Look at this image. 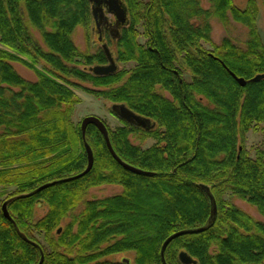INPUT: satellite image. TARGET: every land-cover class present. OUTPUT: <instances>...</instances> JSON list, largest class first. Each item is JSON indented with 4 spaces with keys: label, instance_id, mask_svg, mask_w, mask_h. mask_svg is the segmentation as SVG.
<instances>
[{
    "label": "trees",
    "instance_id": "1",
    "mask_svg": "<svg viewBox=\"0 0 264 264\" xmlns=\"http://www.w3.org/2000/svg\"><path fill=\"white\" fill-rule=\"evenodd\" d=\"M122 1L127 24L117 40V60L135 65L96 75L88 68L105 62L103 50L81 52L72 40L76 28L88 31L89 0H0V187H15L4 199L11 219L0 209V264H38L41 256L40 264H125L108 256L128 251L133 264H163L160 248L168 235L206 222L205 187L216 204L214 220L173 238L165 263L183 264L178 253L184 250L195 260L191 264H264V221L231 200L246 202L264 218V149L250 156L244 147L245 134L264 123V77L252 80L264 74L257 1L243 7L233 0H206L207 7L202 0ZM212 19L242 24L244 45L229 36L215 43ZM16 61L36 79L22 77ZM74 86L154 123L149 131L125 121L112 130L106 126L116 154L149 174L122 167L88 124L84 139L92 167L62 180L87 165L80 123L72 120L81 100ZM138 132L154 143L133 144L129 135ZM101 185H116L119 192L85 198ZM39 203L46 212L34 220ZM34 231L43 233L46 246Z\"/></svg>",
    "mask_w": 264,
    "mask_h": 264
},
{
    "label": "rangeland",
    "instance_id": "2",
    "mask_svg": "<svg viewBox=\"0 0 264 264\" xmlns=\"http://www.w3.org/2000/svg\"><path fill=\"white\" fill-rule=\"evenodd\" d=\"M247 0H233L234 4L243 7L246 4ZM259 6V12L257 16V28L259 30L261 39L264 43V0H256ZM202 5L204 7H207L209 4L206 0H202ZM91 7V6H90ZM109 18H113L112 15L108 14ZM212 25V39L215 43H218L222 37L229 36L236 45L242 47L244 45V42L247 38V30L246 28L237 22H230L227 26H223L218 20L212 19L211 20ZM138 31L142 33V26H137ZM34 37L37 39V41L43 46L41 38L39 36V33L37 31H32ZM87 34V36H86ZM72 40L79 51L85 52L88 54H93L101 49V43L97 39V33L95 31L94 21L91 17V22L89 24L88 31H86L82 27L76 28L72 35ZM138 41L141 44H144L146 39L145 37L140 34L138 36ZM104 42L108 46L109 50L112 52L113 58L115 59V63L117 65V69H131L135 63L133 61H127V62H121L117 60V41L111 40L108 36L105 37ZM203 45L207 49H211L212 47L208 43H204ZM107 60H105L104 63H106ZM15 70L25 79L27 80H35L36 75L33 72V70L27 68L22 63L19 62H12ZM42 62L40 61L36 66L41 67ZM97 63H94L90 66L96 65ZM89 66H80V68H88ZM182 76L185 80H189L190 77L188 73L184 70H182ZM73 81L78 83V85H82L81 87H92L89 82L80 81L79 79L75 80L72 78ZM80 86H74L73 90L74 92L80 97V102L75 105L73 113H72V120L74 123H80L81 119L86 115H95L102 119L104 121L105 125L109 129H115L118 126H121L123 122L111 111L110 106L111 102H107L104 99L100 97H95L93 94L85 91ZM165 96L170 97V95L167 92H164ZM141 133L138 132L137 134H130L129 139L133 144L140 145L142 148H147L150 145L154 143V139L151 137H145L144 135L141 136ZM140 136V137H139ZM244 147L247 150L248 154L250 156L255 155V151L257 148L264 149V123H261L258 125V127L254 130H250L245 134L244 139ZM15 190L14 186H8V187H0V206L2 201L13 191ZM119 192V188L116 185H101V186H95L91 187L86 195V199L91 198H98L103 196H109L112 194H115ZM224 199H228V195L226 194L224 196ZM232 202L237 205L239 208L247 212L250 216H252L255 220L264 221V218L255 210L254 207L250 206L246 202L232 198ZM82 207V204L80 203L74 210V212H78L80 208ZM46 212V205L44 203H39L35 206L34 210V220L39 219L44 215ZM68 219H64L63 223L67 222ZM34 235L41 242L43 245L46 246L43 233L39 231H34ZM109 259L113 262H119L123 263V258H128L129 263L133 264V252H120L115 253L108 256Z\"/></svg>",
    "mask_w": 264,
    "mask_h": 264
},
{
    "label": "water",
    "instance_id": "3",
    "mask_svg": "<svg viewBox=\"0 0 264 264\" xmlns=\"http://www.w3.org/2000/svg\"><path fill=\"white\" fill-rule=\"evenodd\" d=\"M90 4H91V14L92 17L98 21L99 20H105L106 17L103 15V11H102V4L105 3L107 5V9L108 12L113 13L116 17V23L114 26H118V25H126L127 24V12H126V7L125 4L122 0H89ZM97 26H98V22H97ZM100 39V36L98 37ZM102 50L108 60V63L106 64H96L93 66H90L88 68L89 71H91L93 74L96 75H107V74H111L113 72H115L117 70V65L114 61L112 52L109 50L108 46L104 43L102 44ZM229 73L231 74V76L240 84V85H244L245 84V79L242 77H237L233 72H231L229 70ZM264 74H257L254 77H252V80H258L260 78H263ZM110 109L123 121L134 124L136 126H139L141 128L144 129H150L152 127H154V123L151 122V120L147 117L141 116L137 113H135L134 111H132L131 109H129L125 104L123 103H112L110 106ZM88 124H93L102 134L104 141L106 143V146L109 150V152L111 153V155L113 156V158L125 169L135 172V173H140V174H149V171H145L143 169H140L138 167H135L127 162H125L124 160H122L114 151V149L111 146L109 137H108V130L107 127L105 125V123L102 121V119H100L99 117L95 116V115H86L84 116L81 121H80V128H81V133H82V137H83V141H84V148H85V152L87 155V165L86 167L79 173L63 178L62 180H68V179H74L77 177L82 176L83 174H85L87 171L90 170V168L92 167L93 164V154H92V150L89 146V144L85 141L84 136H85V129L87 127ZM53 182H48L45 183L41 186H39L36 190H39L49 184H51ZM208 195H209V199H210V213L209 216L206 220V222L198 227H194V228H189V229H181V230H177L173 233H171L170 235H168L164 241L162 242L161 248H160V256H161V260L163 264L165 263L164 260V250L166 245L175 237L184 234V233H188V232H197V231H201L206 229L214 220L215 214H216V204L214 201L213 196L210 194V192L208 191V188L205 187ZM9 199H6L4 201H2L0 209L3 213V215L7 218V219H11L8 210H7V203H8ZM57 231H60V228H58ZM43 259V256H41L40 261L38 264L41 263ZM178 259L181 263L183 264H191V263H195V260L184 250L179 251L178 253ZM123 262L126 264H130L129 263V259L128 258H123Z\"/></svg>",
    "mask_w": 264,
    "mask_h": 264
},
{
    "label": "flooded vegetation",
    "instance_id": "4",
    "mask_svg": "<svg viewBox=\"0 0 264 264\" xmlns=\"http://www.w3.org/2000/svg\"><path fill=\"white\" fill-rule=\"evenodd\" d=\"M91 6V4H90ZM102 13L103 15L106 17L105 20H99L97 19L98 21H96L93 17V21H94V26H95V31L97 33V39L102 42L101 43V49H102V44H104V40H105V37L108 36L111 40L113 41H117L119 36H120V33H121V30L123 27H125V25H118L117 27L114 26L115 23H116V17L113 13H110L108 12V9H107V5L105 3L102 4ZM108 14L109 15H112L113 18H109L108 17ZM97 22H98V26H97ZM100 36V39L98 38ZM106 44V43H105ZM107 60V58H106ZM115 61V59H114ZM108 63V60L107 62ZM106 63H100V64H106ZM113 112V111H112ZM114 113V112H113ZM115 114V113H114ZM116 115V114H115ZM117 116V115H116ZM118 117V116H117ZM119 118V117H118ZM120 119V118H119ZM121 120V119H120ZM123 122V120H121ZM139 127V126H138ZM144 129V128H142ZM146 131H149V129H144ZM123 262V261H122ZM126 264V263H125Z\"/></svg>",
    "mask_w": 264,
    "mask_h": 264
}]
</instances>
